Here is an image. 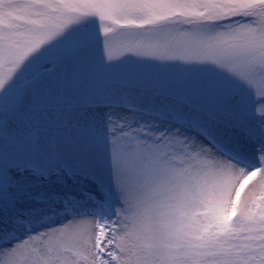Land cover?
<instances>
[{
    "label": "snow or ice",
    "instance_id": "6c2138e0",
    "mask_svg": "<svg viewBox=\"0 0 264 264\" xmlns=\"http://www.w3.org/2000/svg\"><path fill=\"white\" fill-rule=\"evenodd\" d=\"M0 264H264V0H0Z\"/></svg>",
    "mask_w": 264,
    "mask_h": 264
}]
</instances>
